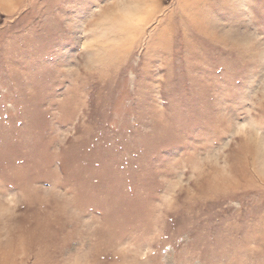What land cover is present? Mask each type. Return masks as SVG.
Here are the masks:
<instances>
[{"label": "rangeland", "instance_id": "rangeland-1", "mask_svg": "<svg viewBox=\"0 0 264 264\" xmlns=\"http://www.w3.org/2000/svg\"><path fill=\"white\" fill-rule=\"evenodd\" d=\"M0 264H264V0H0Z\"/></svg>", "mask_w": 264, "mask_h": 264}]
</instances>
